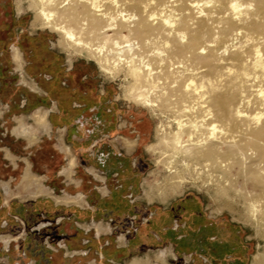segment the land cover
Returning a JSON list of instances; mask_svg holds the SVG:
<instances>
[{"label":"bare ground","instance_id":"1","mask_svg":"<svg viewBox=\"0 0 264 264\" xmlns=\"http://www.w3.org/2000/svg\"><path fill=\"white\" fill-rule=\"evenodd\" d=\"M23 4L15 1L18 16L24 13ZM30 8V28L58 35L70 67L72 57L93 60L104 77L129 84L124 96L136 107L169 119L157 130L159 142L147 149L159 152L170 185L145 181L143 196L149 203L154 190L165 201L181 196L183 187L172 181L183 170H195L202 186L231 201L242 199L247 217L264 228V0H31ZM10 51L21 69L22 52L14 45ZM21 83L35 92L24 78ZM50 111L38 108L16 117L12 135L24 139L28 148L39 142L40 134L50 138ZM116 141L128 155L138 144L122 137ZM64 145L61 149L70 158ZM67 165L62 174L74 182L76 159ZM88 172L104 182L92 169ZM18 189L19 199L46 196L58 204H86L80 193L55 197L46 191L43 178L31 172L26 159ZM4 194L10 196L8 184ZM92 226L96 235L110 230L109 225ZM0 239L7 249L15 237ZM124 240L118 237L120 244ZM167 250L157 251L158 261L165 262ZM141 261L133 258L128 264ZM253 261L264 264V251L254 254Z\"/></svg>","mask_w":264,"mask_h":264},{"label":"rangeland","instance_id":"2","mask_svg":"<svg viewBox=\"0 0 264 264\" xmlns=\"http://www.w3.org/2000/svg\"><path fill=\"white\" fill-rule=\"evenodd\" d=\"M15 1L0 0V238L22 234L23 238L12 243L10 249H6L0 239V264H128L133 258H141V264H147V257L148 264H205V259L187 246L177 254L153 229L154 220L163 210L189 195L198 207L200 203L206 219L219 227L222 240L230 243H236V240L244 246V264H254L253 255L264 251V228L257 227L247 217L242 199L231 201L217 195L215 188L202 186L203 181L195 170L189 173L183 170V178L172 181L183 187L181 196H168L165 201L154 190L153 201L148 202L143 196L145 181L170 185L159 152L155 147L147 149L159 142L157 130L161 124H168L169 119L159 112L154 114L141 106L136 107L124 96L128 94L129 84L122 78L107 79L93 60L72 57L73 66L69 70V53L58 44L59 36L47 29L33 31L30 28L34 17L31 0H24L21 17L17 15ZM12 45L22 51L21 69L26 81L37 88L36 92L21 83L18 75L22 74L21 69L17 70L12 60ZM95 106L102 107L105 115L102 124L92 119L85 129L76 126L75 132H71L74 121L80 119L83 122L84 117L90 119ZM40 107L53 108L48 117L53 131L50 138L40 134L39 142L28 148L24 139L19 140L11 133L16 125L15 118L27 116ZM80 107L84 110L78 113ZM59 129H65V132L61 133ZM86 129L92 131V135ZM74 133L76 137H72ZM118 137L137 140L138 144L130 156L121 150L123 157L128 159L127 165H116L118 168L107 174L95 158L99 151L108 152L105 145L115 152L122 149L116 141ZM96 142L97 146L92 149ZM61 145L69 147L70 158ZM7 152L13 161L7 158ZM112 157L113 161H118ZM71 158L77 162L72 175L74 182L62 174ZM25 159L31 164V172L43 178L45 190L52 191L53 196L82 194L86 201L83 211L78 207H64L46 196L19 199L16 193L20 191L18 186ZM88 169L104 178V182L95 180ZM5 184L9 185V197L4 194ZM101 188L108 192L102 195ZM123 205L129 208L124 210ZM130 207L141 209L144 215L130 213L133 210ZM110 211H113L111 215ZM59 217L62 220L58 223ZM41 223L45 228L37 231L36 227ZM78 223L91 225L88 235L78 228ZM106 223L110 225L111 233L98 239L92 225L105 226ZM121 235L125 237L124 244L118 242ZM70 243L80 245L71 251L85 250L86 256L64 258L65 244ZM160 249L169 252L164 263L156 257Z\"/></svg>","mask_w":264,"mask_h":264},{"label":"crops","instance_id":"3","mask_svg":"<svg viewBox=\"0 0 264 264\" xmlns=\"http://www.w3.org/2000/svg\"><path fill=\"white\" fill-rule=\"evenodd\" d=\"M18 49L20 50L19 47H18ZM22 55H23V53H22ZM23 58H24V55H23ZM14 68H15V65H14ZM16 73H18V72H16ZM18 75H19L20 80L22 78L25 79L24 70H23V72H22L21 75H20V73H18ZM25 80H27V79H25ZM31 92H33V91H31ZM40 108H42V107H40ZM53 108H55V107H53ZM53 108L50 109V110L53 111ZM52 111H50V113H52ZM48 117H49V115H48ZM49 124L51 125L50 127H51V132H52L53 131V126H52V124H51L50 121H49ZM59 130L61 131V133H64L65 132V129H59ZM18 139L20 140L21 138H18ZM61 139H62V136H61ZM62 141H63V139H62ZM63 143H64V141H63ZM58 144H60V142H58ZM128 156H130V155H128ZM187 197H188L187 199L181 200L177 204L173 203L171 205V203H170L168 206L171 205V207L169 209L163 210L159 214V218L154 220V222H153L154 223V226H156L157 228H153V229H155V231L157 233L156 235L158 237H160L163 241H167V243L170 246L173 247V251H175V252H176V247H177L176 246V243L177 242H182V241H185V240L189 239V235L191 233H194L196 236H199V238H200V244H203L204 243V240L206 239L210 243L219 242V245L220 244H222V245H226V244L230 245L229 244L230 243L229 240L226 241L224 239L223 240L221 239L220 234H219L220 233V229L216 225V223L210 221L208 218L206 219L205 214H204V211H203L202 207L200 206V203H199V208H196L195 206L192 205V202H193L194 199L192 197H190V195L187 196ZM64 207H78V208H80L83 211V209H82L83 207H79V206H75V205H70V206H65L64 205ZM167 207H165V208H167ZM184 208H189V213H187V211ZM175 210L178 212V216L179 217H182L183 216V217H185V219H183L181 221L180 220H177L176 221V219H175L176 217L174 215V211ZM73 211H74V209H73ZM78 213L81 214V212H78ZM58 220H60V222H61L62 217H59ZM58 223H59V221H58ZM176 223H180V225L182 224L181 225L182 227L179 224H176ZM79 224H83V223H78L77 224L78 225V228L79 227L82 228V232L83 233H86L88 235L89 232H90V230L89 231L85 230ZM85 224H87V223H85ZM106 225H109V224L106 223ZM38 228H39V226L36 227V230L37 231L38 230L40 231V230L43 229V228H41V229H38ZM194 228H196V229H194ZM214 228H217V230H214ZM24 233H25V231H24ZM109 233H111V230L108 233H105V234L104 233H101L100 235H96V236L98 237V239H100L101 238L100 236H102V235L107 236V235H109ZM202 234H203V236H202ZM204 235H207V236H204ZM11 237H13V236H11ZM22 238H23V234L20 235L17 238L15 237V240H12L10 242L8 248L10 249V246L12 245V243H18L19 240H21ZM154 243L155 244H158L155 241H154ZM59 245H61V243ZM78 245L79 244H77V243H75V244H73V243L72 244L71 243L70 244H65V250H63V251H65L66 256L64 255L65 256L64 258H72V257L75 258V257H83V256H86V251L85 250H73V251H71V249H73V247H77ZM61 248H59V249H61ZM6 251L8 252V250H6ZM193 251L198 256L203 257V259H205V264H210L209 261H208V258L205 255L199 253L196 250H193ZM50 252H53V251H50ZM55 252H57V251H55ZM76 252H80V253L76 254Z\"/></svg>","mask_w":264,"mask_h":264},{"label":"trees","instance_id":"4","mask_svg":"<svg viewBox=\"0 0 264 264\" xmlns=\"http://www.w3.org/2000/svg\"><path fill=\"white\" fill-rule=\"evenodd\" d=\"M104 203H107V202H104ZM123 206L125 207L124 210L129 208L126 205H123ZM130 208H131V210L133 209L132 211L129 210L130 213H137V216L138 215H144V212L141 209H137L135 207H130ZM184 209L187 211V213H189V208H184ZM174 215L180 221L185 219V217H183V216L179 217L178 212L176 210L174 211ZM153 228H157L156 226H154V223H153ZM214 230H217V228H214ZM207 235H204V236H207ZM202 236H203V234H202ZM136 238L137 237H135L134 240ZM235 242L236 243H234V242L229 243L230 245H228V244H226V245L220 244L219 245V242L210 243L205 239L204 243L200 244L199 236H196L194 233H191L189 235V239L176 243V246H177L176 252L178 254H180L183 251L182 250L183 246H187L189 250H192V251L196 250L199 253L205 255L208 258V261L210 264H244L246 262V260H244V256H243L244 252H245V249H243L244 246L241 243H238L236 240H235ZM231 248H233V251L230 252V254L232 255L231 258H225V255H228L229 249H231Z\"/></svg>","mask_w":264,"mask_h":264},{"label":"flooded vegetation","instance_id":"5","mask_svg":"<svg viewBox=\"0 0 264 264\" xmlns=\"http://www.w3.org/2000/svg\"><path fill=\"white\" fill-rule=\"evenodd\" d=\"M69 68V67H68ZM71 68H69V70H71ZM80 111L79 112H83L84 109H82V107H80ZM91 110V109H90ZM93 112L94 114H89L90 115V119L88 118H82V121L83 122H80V119H77L75 120V125H72V128L70 129L71 132H75V127H81L82 129H85V126H89V124L91 123L92 119L95 120V122L97 124H102V121H103V117L105 116L102 112V107L101 106H95V108L91 111ZM90 112V113H91ZM71 124V123H70ZM92 125V124H91ZM94 126V125H93ZM95 128H93L94 130H96V126H94ZM120 129V128H119ZM87 133H89L90 135H92V131L86 129ZM77 133V132H76ZM85 133V134H87ZM84 134V133H83ZM72 137H76L75 136V133L72 135ZM97 146V142L91 146V148L93 149L94 147ZM106 146V149H108L107 151L108 152H101L99 151L98 152V155H96V163L100 165V167L104 170H107V174L108 172L110 173L111 170H114L115 168H118L116 165H119V164H125L127 165V162H128V159L123 157V155L121 154V150L123 151V149H120L118 150L117 152L113 151L109 145H105ZM108 153V154H107ZM111 156H114L116 157V159L118 161H113V157L111 158ZM116 166V167H115ZM134 167H135V164H134ZM110 170V171H109ZM102 173V172H101ZM103 174V173H102ZM116 176H118V174H116ZM192 205L195 206L196 208H199L198 205L195 203V201L193 200L192 202ZM113 211H110V215L112 214ZM244 249V248H243ZM233 251V248L229 249V253L228 255H225V258H231V254L230 252Z\"/></svg>","mask_w":264,"mask_h":264}]
</instances>
